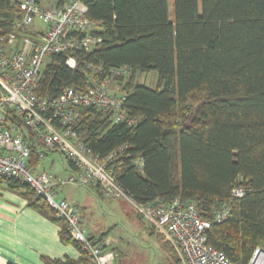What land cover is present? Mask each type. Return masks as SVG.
Segmentation results:
<instances>
[{
    "label": "trees",
    "instance_id": "1",
    "mask_svg": "<svg viewBox=\"0 0 264 264\" xmlns=\"http://www.w3.org/2000/svg\"><path fill=\"white\" fill-rule=\"evenodd\" d=\"M43 1L61 7L68 0ZM81 2L101 37L82 61L100 68L102 78L115 68L130 69L113 80L125 97V120L112 123L110 114L79 110L84 142L100 158L126 145L109 167L132 201L192 203L210 223L207 244L231 263L247 264L255 248L264 249V0H171V10L169 0ZM17 4L0 0V37L20 17ZM64 61L59 55L45 63L39 96L55 98L64 87L81 90L92 75L82 62L70 70ZM151 71L158 75L155 89L135 82L137 74ZM0 184L21 191L29 207L60 228V241L78 252V259L43 264L84 262L42 197L13 178L0 177ZM235 187L244 189L243 198L230 196ZM223 206L230 216L216 223L214 213ZM92 237L106 249L107 232Z\"/></svg>",
    "mask_w": 264,
    "mask_h": 264
},
{
    "label": "built area",
    "instance_id": "2",
    "mask_svg": "<svg viewBox=\"0 0 264 264\" xmlns=\"http://www.w3.org/2000/svg\"><path fill=\"white\" fill-rule=\"evenodd\" d=\"M20 17L11 32L0 37V177L13 178L42 197L56 218L63 221L68 235L77 243L85 258L80 264H114L116 253L102 248L86 230L81 209L66 199H57L66 186L99 188L104 198L125 200L141 220L162 235L177 251L178 264H233L226 256L207 244L210 223L202 220L192 203L180 199L156 205H138L119 186L109 163L126 145L105 158L94 154L77 129L79 110L93 108L111 115L112 123L125 120V97L108 89L114 78L127 75L128 67L115 68L101 77L82 61V56L101 43L94 34L95 24L86 16L81 0H68L61 7L43 0H20ZM64 55L65 66L74 70L82 66L90 75L81 90L64 87L55 98L37 93L42 69L52 57ZM131 126L133 121H127ZM45 153H57L71 164L67 178L38 171ZM37 163L34 164V158ZM141 167V162H138ZM244 189L235 187L230 196L241 199ZM230 216V207L214 213L222 223ZM247 264H264V249L253 250Z\"/></svg>",
    "mask_w": 264,
    "mask_h": 264
},
{
    "label": "rangeland",
    "instance_id": "3",
    "mask_svg": "<svg viewBox=\"0 0 264 264\" xmlns=\"http://www.w3.org/2000/svg\"><path fill=\"white\" fill-rule=\"evenodd\" d=\"M169 5L171 10V0ZM157 81L158 75L155 71L137 74L135 78L136 83L149 89H155ZM108 89L119 93L112 84ZM38 165V171L44 170L64 179L69 175L66 160L57 153H49ZM100 195H97L95 189L66 186L58 191L57 199L76 203L81 209L83 225L92 236L98 237L107 232L104 244L106 249L116 253L114 264L179 263L177 251L154 228L141 220L131 204L125 200H112ZM169 248L174 254L168 252Z\"/></svg>",
    "mask_w": 264,
    "mask_h": 264
},
{
    "label": "crops",
    "instance_id": "4",
    "mask_svg": "<svg viewBox=\"0 0 264 264\" xmlns=\"http://www.w3.org/2000/svg\"><path fill=\"white\" fill-rule=\"evenodd\" d=\"M59 230L54 222L27 205L21 191L0 184V264L78 259L76 249L60 241Z\"/></svg>",
    "mask_w": 264,
    "mask_h": 264
},
{
    "label": "water",
    "instance_id": "5",
    "mask_svg": "<svg viewBox=\"0 0 264 264\" xmlns=\"http://www.w3.org/2000/svg\"><path fill=\"white\" fill-rule=\"evenodd\" d=\"M158 202L154 203L153 205H156Z\"/></svg>",
    "mask_w": 264,
    "mask_h": 264
}]
</instances>
